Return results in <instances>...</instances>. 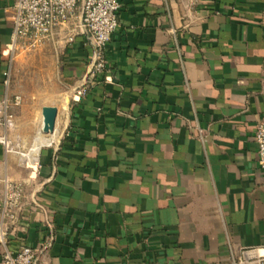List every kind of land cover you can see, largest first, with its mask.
Listing matches in <instances>:
<instances>
[{"label": "crops", "instance_id": "obj_1", "mask_svg": "<svg viewBox=\"0 0 264 264\" xmlns=\"http://www.w3.org/2000/svg\"><path fill=\"white\" fill-rule=\"evenodd\" d=\"M119 1L108 72L88 73L80 1L42 44L18 45L6 88L15 0H0V264L25 244L35 264H231L264 245V0ZM32 57L52 73L21 72ZM8 182L23 188L14 219Z\"/></svg>", "mask_w": 264, "mask_h": 264}, {"label": "built area", "instance_id": "obj_2", "mask_svg": "<svg viewBox=\"0 0 264 264\" xmlns=\"http://www.w3.org/2000/svg\"><path fill=\"white\" fill-rule=\"evenodd\" d=\"M82 2V22L84 33L88 35L95 57L90 75L95 81L99 75L110 69L106 56V47L118 27L119 13L122 4L119 0H15L14 29L11 42L7 45L10 51L8 66L3 71V84L8 88L11 84L12 64L19 44L33 48L42 44L55 27L64 24L74 15L79 2ZM11 99L6 95L0 101V127H7L10 121ZM22 99L16 96L15 105H20ZM255 141L258 149V159L264 168V117L260 118L256 130ZM0 142L7 149H13L6 135L0 136ZM23 188L16 183H7L6 197L3 203L4 214L10 219L15 218V209L20 205ZM5 236L0 227V239ZM38 249L30 245H22L16 250H6L3 255L5 264H35ZM231 264H264V245L243 248L232 257Z\"/></svg>", "mask_w": 264, "mask_h": 264}, {"label": "rangeland", "instance_id": "obj_3", "mask_svg": "<svg viewBox=\"0 0 264 264\" xmlns=\"http://www.w3.org/2000/svg\"><path fill=\"white\" fill-rule=\"evenodd\" d=\"M36 47H33L31 49H34ZM28 63V62H27ZM53 66L52 64L49 62V61H45V62H42L40 61L38 58L35 59V58H30V61H29V66L28 67H25V66H21L20 67V70L21 72H24L25 74L28 73V74H37V75H40L41 73H45V74H49L52 73L53 71ZM56 69H57V74H58V71H59V67L56 66Z\"/></svg>", "mask_w": 264, "mask_h": 264}, {"label": "water", "instance_id": "obj_4", "mask_svg": "<svg viewBox=\"0 0 264 264\" xmlns=\"http://www.w3.org/2000/svg\"><path fill=\"white\" fill-rule=\"evenodd\" d=\"M84 29V28H83ZM95 57L91 61L88 73H90L92 65L94 64ZM58 115V108L55 106H45L43 108V118H44V131L46 132H53L55 129L56 119Z\"/></svg>", "mask_w": 264, "mask_h": 264}, {"label": "bare ground", "instance_id": "obj_5", "mask_svg": "<svg viewBox=\"0 0 264 264\" xmlns=\"http://www.w3.org/2000/svg\"><path fill=\"white\" fill-rule=\"evenodd\" d=\"M48 138V137H47ZM47 140H49V139H47ZM43 141V140H42ZM41 142V141H40ZM42 143V142H41ZM37 146V145H36ZM28 150H30V149H28ZM35 153V152H34ZM28 154V151H27V153H26V155ZM33 156H34V154H33ZM26 157V156H25ZM28 157V156H27ZM28 159H30V158H28ZM31 161V160H30ZM29 161V162H30ZM32 162V161H31ZM35 164V163H34Z\"/></svg>", "mask_w": 264, "mask_h": 264}]
</instances>
